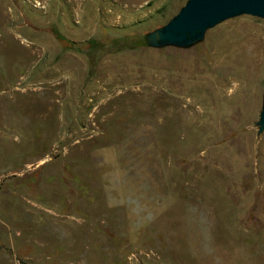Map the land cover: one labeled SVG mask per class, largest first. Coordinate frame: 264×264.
I'll return each instance as SVG.
<instances>
[{
  "label": "rangeland",
  "instance_id": "374dc122",
  "mask_svg": "<svg viewBox=\"0 0 264 264\" xmlns=\"http://www.w3.org/2000/svg\"><path fill=\"white\" fill-rule=\"evenodd\" d=\"M186 1L0 0V264H264V19Z\"/></svg>",
  "mask_w": 264,
  "mask_h": 264
},
{
  "label": "water",
  "instance_id": "95a60500",
  "mask_svg": "<svg viewBox=\"0 0 264 264\" xmlns=\"http://www.w3.org/2000/svg\"><path fill=\"white\" fill-rule=\"evenodd\" d=\"M241 15L264 19V0H187L165 25L145 36L151 48L186 49L200 42L208 29ZM258 134L264 132V92Z\"/></svg>",
  "mask_w": 264,
  "mask_h": 264
},
{
  "label": "bare ground",
  "instance_id": "6f19581e",
  "mask_svg": "<svg viewBox=\"0 0 264 264\" xmlns=\"http://www.w3.org/2000/svg\"><path fill=\"white\" fill-rule=\"evenodd\" d=\"M254 36V35H253ZM255 38V37H254Z\"/></svg>",
  "mask_w": 264,
  "mask_h": 264
},
{
  "label": "trees",
  "instance_id": "16d2710c",
  "mask_svg": "<svg viewBox=\"0 0 264 264\" xmlns=\"http://www.w3.org/2000/svg\"><path fill=\"white\" fill-rule=\"evenodd\" d=\"M147 43V42H146Z\"/></svg>",
  "mask_w": 264,
  "mask_h": 264
}]
</instances>
